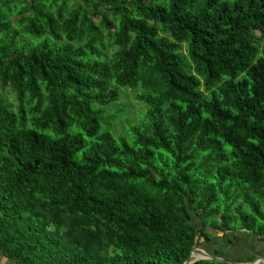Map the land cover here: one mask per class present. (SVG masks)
<instances>
[{"label": "trees", "instance_id": "trees-1", "mask_svg": "<svg viewBox=\"0 0 264 264\" xmlns=\"http://www.w3.org/2000/svg\"><path fill=\"white\" fill-rule=\"evenodd\" d=\"M211 230L264 240V0H0V253L186 264Z\"/></svg>", "mask_w": 264, "mask_h": 264}, {"label": "rangeland", "instance_id": "rangeland-1", "mask_svg": "<svg viewBox=\"0 0 264 264\" xmlns=\"http://www.w3.org/2000/svg\"><path fill=\"white\" fill-rule=\"evenodd\" d=\"M120 92H121L120 99L116 103L112 104L111 105L112 107L105 109V114L101 122L104 128H108L109 124L112 125L113 129L111 130L115 135L119 136V134H122V136H124V135H127L126 132L128 133L129 125L131 123H135V122H129V121H136L139 118L140 114L142 116V114L144 113H141V112H143V110L146 109V106L145 104L144 105L141 104L140 101L137 99L138 94L136 91L130 90V89L127 90V88H122ZM117 109H120L119 113L117 112ZM109 118H113V119H109ZM190 214H192L191 216H193L192 220L195 226L197 228H201L203 226V221L200 218V216L197 214V212L191 211ZM210 232L214 235V237L217 234V232L213 230H211ZM246 233L249 234L248 232ZM214 245L215 243L209 244V243H206L204 239H201L200 245H198L196 249L198 248L201 251L207 252L208 254H211V255H214L220 258H228V259L230 256H233L234 251L238 249V248H235L233 245L231 246L229 245L228 247L226 245V248L219 246L217 250H215L214 252V249H211ZM220 249H226L228 252H224V251L220 252ZM236 252L238 251L236 250ZM196 254H199L201 256L204 255L202 252L201 253L197 252ZM240 255L241 253L239 252V256ZM193 259H196L195 254H194ZM241 261H244V260L241 259L236 262L242 263Z\"/></svg>", "mask_w": 264, "mask_h": 264}, {"label": "crops", "instance_id": "crops-1", "mask_svg": "<svg viewBox=\"0 0 264 264\" xmlns=\"http://www.w3.org/2000/svg\"><path fill=\"white\" fill-rule=\"evenodd\" d=\"M217 234L215 235L214 240L211 243H209V244L215 243V245L211 248L214 249V252L215 250H217L219 246L226 248V245L227 247L229 245L230 246L233 245L235 248H238L236 249L238 252H236L235 250L233 256L230 255H229L230 257L228 256L229 259H232L234 261H239L243 259L245 262H248L250 260H255V261H258L260 259L264 260V240H260L256 238L253 234L250 233L247 234L246 232L228 233V234L217 232ZM223 251L228 252L226 249H220V252ZM239 252L241 253L240 256H239ZM0 256L2 258L3 264H20L14 259H8L4 257L2 253H0Z\"/></svg>", "mask_w": 264, "mask_h": 264}, {"label": "water", "instance_id": "water-1", "mask_svg": "<svg viewBox=\"0 0 264 264\" xmlns=\"http://www.w3.org/2000/svg\"><path fill=\"white\" fill-rule=\"evenodd\" d=\"M197 252H202L205 257L204 258H196V259H193L194 257V254H196ZM199 260H216V261H220V262H223V263H226V264H248V263H239V262H236L232 259H228V258H220V257H217V256H214V255H211V254H208L207 252H204V251H201L200 249H194L189 257V259L187 260L188 262L186 264H192L196 261H199ZM264 263V260L260 259L256 262H252V263H249V264H262Z\"/></svg>", "mask_w": 264, "mask_h": 264}, {"label": "bare ground", "instance_id": "bare-ground-1", "mask_svg": "<svg viewBox=\"0 0 264 264\" xmlns=\"http://www.w3.org/2000/svg\"><path fill=\"white\" fill-rule=\"evenodd\" d=\"M195 255H196V258H204L205 257V255H203V256H201L199 254H195Z\"/></svg>", "mask_w": 264, "mask_h": 264}, {"label": "built area", "instance_id": "built-area-1", "mask_svg": "<svg viewBox=\"0 0 264 264\" xmlns=\"http://www.w3.org/2000/svg\"><path fill=\"white\" fill-rule=\"evenodd\" d=\"M0 264H3L1 256H0Z\"/></svg>", "mask_w": 264, "mask_h": 264}]
</instances>
